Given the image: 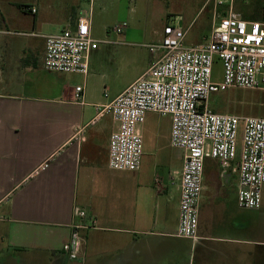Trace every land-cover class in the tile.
I'll return each mask as SVG.
<instances>
[{
	"label": "crops",
	"instance_id": "0c3cea01",
	"mask_svg": "<svg viewBox=\"0 0 264 264\" xmlns=\"http://www.w3.org/2000/svg\"><path fill=\"white\" fill-rule=\"evenodd\" d=\"M201 1L193 11L189 6L173 15L172 24L153 25L151 35L160 40L170 25L186 31L187 47L209 43L215 17L229 15L230 7ZM236 1L232 12L242 20L264 22V0H254L255 7L245 12L236 10ZM26 6L35 7L36 14L22 9ZM20 10L35 18L31 29L38 32L10 38L13 34L4 28L9 20L1 16L0 264H83L65 250L76 225L86 227L80 230L84 264H264V236L236 228V208L233 226L227 228L221 218L224 200L217 192L200 201L198 239L192 240L196 252L176 236L183 158L165 182L142 164L137 172L108 167L117 125L107 107L150 65L110 100H96L94 92L107 79L96 63L110 51L98 47L91 53L86 76L43 67L46 37L74 25L82 11L70 10L48 25L38 0ZM78 86L84 88V104L74 101ZM108 114L110 125L99 124ZM162 127L169 140L170 117L150 113L141 132ZM216 165L221 182L234 180L236 198V175L223 179Z\"/></svg>",
	"mask_w": 264,
	"mask_h": 264
},
{
	"label": "built area",
	"instance_id": "2783aa9c",
	"mask_svg": "<svg viewBox=\"0 0 264 264\" xmlns=\"http://www.w3.org/2000/svg\"><path fill=\"white\" fill-rule=\"evenodd\" d=\"M93 0H90L91 5ZM214 23L211 40L197 47L184 44L186 31L165 26L156 44L146 48L157 56L149 68L107 107L117 129L109 143L108 167L113 171L137 172L144 154L141 132L150 113L171 119L170 145L184 151L181 171L179 219L176 236L197 240L199 205L204 192L207 160L218 163L221 177H237V202L242 209L257 211L264 188V118L216 113L210 109L214 93L264 88V22H248L232 12ZM25 11L35 15V7ZM91 16L45 39L43 67L63 74L89 72V58L104 40H95ZM126 28L112 31L118 35ZM223 67V80L212 81L215 60ZM74 101L84 104V88H75ZM99 110V108L97 109ZM241 134V153L238 143ZM77 215L79 213L77 212ZM73 227L66 246L69 258L83 262L80 230Z\"/></svg>",
	"mask_w": 264,
	"mask_h": 264
},
{
	"label": "rangeland",
	"instance_id": "374dc122",
	"mask_svg": "<svg viewBox=\"0 0 264 264\" xmlns=\"http://www.w3.org/2000/svg\"><path fill=\"white\" fill-rule=\"evenodd\" d=\"M32 1L0 0V24L1 16L4 15L5 21L9 20L8 26L5 24L4 28L13 34L8 37L15 38L17 34L21 37H28L38 32L31 29L35 18L30 14H23L20 10L21 5L31 4ZM34 1L37 2V0ZM201 2V0H93L91 5L90 0H38L40 16L43 18V22L48 25L57 23L68 11L73 9H80L82 11L80 16H91L92 37L95 40L105 41L99 45L101 51L111 52V55L101 56L99 62L96 63L98 69H101L107 77L105 85L100 86L94 92V98L103 102L110 100L130 82L136 80L142 74L143 69L150 65L152 54L146 45L156 44L159 41L156 35L150 33L152 26L172 24L173 15L182 13L189 6L191 8L188 10L193 11ZM255 3L254 0H237L236 10L242 12H245L246 9L251 10L255 7ZM26 7L22 9L25 10ZM206 16L207 14H204L203 19ZM16 19L21 22H17ZM217 20L218 18L215 17L214 23ZM118 26L126 28L121 35L112 31ZM45 28H50V26ZM222 80V63L216 59L212 81L220 83ZM209 106L216 113L264 118V88L253 90L231 88L224 92L214 93L209 98ZM109 115L104 117L99 124L107 122L110 125ZM163 127L154 132L148 131V129L144 131L145 155L142 156V165L145 169H149L156 178L165 182L172 176V172L180 167L184 151L170 145ZM156 149L159 150L156 151ZM241 149L240 134L238 159ZM216 164L213 160L206 162L203 178L206 191L204 190L203 196L208 197L211 193L217 192L223 197L224 201L221 206L223 217L221 218L227 228L233 226V209L236 208V228L253 229L259 234L257 238H262L264 236V188L262 205L259 210L242 209L238 206L237 189L235 198L234 180L231 179L228 184L221 182L220 170ZM175 185L177 182L173 189ZM180 241L187 243L193 252H196L197 248L192 240H182L181 238ZM79 263L84 264V262Z\"/></svg>",
	"mask_w": 264,
	"mask_h": 264
},
{
	"label": "trees",
	"instance_id": "16d2710c",
	"mask_svg": "<svg viewBox=\"0 0 264 264\" xmlns=\"http://www.w3.org/2000/svg\"><path fill=\"white\" fill-rule=\"evenodd\" d=\"M205 168H206V165H205Z\"/></svg>",
	"mask_w": 264,
	"mask_h": 264
}]
</instances>
